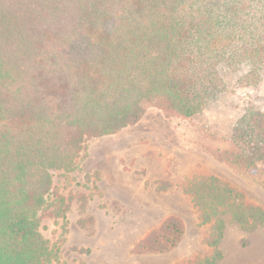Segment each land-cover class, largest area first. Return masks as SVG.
<instances>
[{"label": "trees", "instance_id": "1", "mask_svg": "<svg viewBox=\"0 0 264 264\" xmlns=\"http://www.w3.org/2000/svg\"><path fill=\"white\" fill-rule=\"evenodd\" d=\"M245 62L237 81L257 83L264 0H0V264H67L42 220L66 219L71 197L54 178L77 169L83 144L150 107L191 118ZM229 143L210 151L247 176L264 169V110H245ZM182 190L208 224L210 253L175 264H217L224 214L242 229L264 228V207L227 180L195 174ZM183 235L170 215L129 252L167 253Z\"/></svg>", "mask_w": 264, "mask_h": 264}, {"label": "rangeland", "instance_id": "2", "mask_svg": "<svg viewBox=\"0 0 264 264\" xmlns=\"http://www.w3.org/2000/svg\"><path fill=\"white\" fill-rule=\"evenodd\" d=\"M231 73L227 89L191 118L166 117L148 108L139 122L119 132L88 139L68 178L55 176L71 197L66 219L44 218L42 233L60 242L67 264H175L210 249L201 240L208 224L199 225L184 181L213 174L242 190L264 207V169L249 170L251 179L218 160L211 147H229L231 128L247 109L264 110V66L260 80L245 84ZM165 187V188H162ZM175 215L184 223L179 245L163 254H132L130 248L163 219ZM225 226L217 264H264V228L242 229L223 216Z\"/></svg>", "mask_w": 264, "mask_h": 264}]
</instances>
